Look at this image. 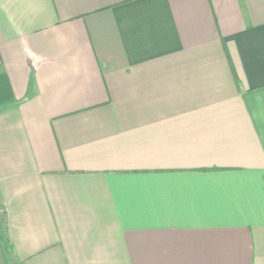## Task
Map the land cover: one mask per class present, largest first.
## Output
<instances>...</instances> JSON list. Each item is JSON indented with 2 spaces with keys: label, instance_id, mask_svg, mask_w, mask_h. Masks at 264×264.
Instances as JSON below:
<instances>
[{
  "label": "crops",
  "instance_id": "0c3cea01",
  "mask_svg": "<svg viewBox=\"0 0 264 264\" xmlns=\"http://www.w3.org/2000/svg\"><path fill=\"white\" fill-rule=\"evenodd\" d=\"M0 71V264H264V0H0Z\"/></svg>",
  "mask_w": 264,
  "mask_h": 264
},
{
  "label": "trees",
  "instance_id": "16d2710c",
  "mask_svg": "<svg viewBox=\"0 0 264 264\" xmlns=\"http://www.w3.org/2000/svg\"><path fill=\"white\" fill-rule=\"evenodd\" d=\"M13 99H14L13 94L11 92V88H10L7 76L3 72L0 71V107L12 103L14 101ZM1 239L3 242L4 248H5V251H6L7 255H9L10 249L8 246V241L5 237V221H4V218L1 222Z\"/></svg>",
  "mask_w": 264,
  "mask_h": 264
}]
</instances>
